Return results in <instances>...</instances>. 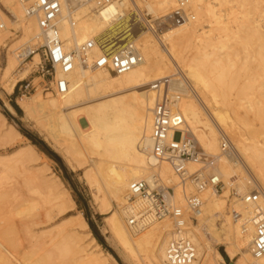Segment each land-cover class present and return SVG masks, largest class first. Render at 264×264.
<instances>
[{
	"label": "bare ground",
	"instance_id": "bare-ground-1",
	"mask_svg": "<svg viewBox=\"0 0 264 264\" xmlns=\"http://www.w3.org/2000/svg\"><path fill=\"white\" fill-rule=\"evenodd\" d=\"M263 2L264 0H188V11L193 15L194 21L168 28L163 39L156 38L157 35L152 36L153 32L144 23L140 25L131 43H134L142 61L131 71L116 75L111 69L93 71L77 65L68 76L70 88L66 95L44 98L39 93L32 97L23 96L19 100V106L25 115L35 120L50 137L64 146L78 166L87 165L85 176L90 183L96 184L99 192H105V196L109 198L108 210L113 209L112 214L106 218L109 231L130 260H136L143 252L148 264H166V248L174 237L170 220L139 218L144 205L138 199L133 202L130 200L131 183L143 180L152 185L153 176L159 172L167 183L176 186L174 200L185 207V198L177 188L179 180L172 168L166 163L154 166L150 157L149 139L151 110L154 105V93L150 89L152 83L180 76L183 72L179 88L184 98L179 110L188 131L194 135L201 148L206 154L217 158L216 172L224 182L223 193L216 194L210 190L203 193V214L196 225L189 223L186 228L187 236L197 248V260L194 264H224L225 258L217 249L219 245L225 248L226 255L231 260L234 259L235 264H264V258L258 259L252 253L255 228L251 220L254 208L246 205L242 199L254 190L264 194V136L262 133L259 136L250 134L253 120H261L260 124H264V84L255 89L254 84L258 79L253 81L249 76L251 63L254 61L257 65H253L258 66L264 74V8H260ZM0 4L12 16L9 18L0 7V23L6 25V30L0 37V45L10 40L3 79L8 83L9 92L13 93L17 83L29 77L30 70L34 68L32 66L39 64L40 57L34 51V46L36 42L42 45L44 41L36 18L27 15L23 0H0ZM142 5L151 14L163 13L168 16L178 7V0H141ZM132 7L138 8L136 0H122V5L112 6L102 16L94 13L93 1L79 7L73 15L68 8H64L59 29L65 48L72 50L79 44L104 35L113 27L112 17L130 11ZM224 8H228V15L221 14ZM235 9L239 11L233 12ZM255 15H259V18H255ZM72 20L76 22L74 27ZM12 30L21 35L15 37L16 33ZM162 43L167 44V51L162 48ZM112 47L111 45L109 48ZM98 54V50L93 52L95 56ZM32 55L31 62L25 64ZM20 64H25L23 71L17 70ZM252 96L256 99L251 98ZM80 113L84 114L87 129L79 121ZM0 133L8 139L25 138L2 113ZM224 133L231 135L236 142L237 147L232 143L238 152L236 159L222 152L226 136ZM17 154L19 157L23 156L26 162H33L38 152L34 145L29 144ZM25 161L23 159L20 163L27 164ZM10 164L7 165L8 168ZM15 164H19L18 161ZM8 168L6 171L10 172ZM189 168L192 171L197 169L195 165H190ZM49 179H44L42 188L51 209H47L46 214L44 211L37 212L39 215L42 212L41 215L45 214L41 217L44 224L50 223L54 210L65 214L76 205L60 180ZM233 188L241 198L231 204V212L228 214ZM4 193H0V199H3L0 203L6 202L5 198L10 192L6 196ZM26 200L19 201L22 205L18 209L16 207L19 205L15 206L19 215L27 207L23 204ZM5 209L2 210L5 212ZM7 212L1 213L4 214L2 216L5 217ZM134 217H137L138 223L131 225ZM1 220L0 264H28L24 259L22 261L19 254V250H23V244L18 250L14 240L20 234L15 232V228L13 231L17 234L13 237V231L6 228L14 223L11 221L13 218L9 222L5 221L6 226L3 222L5 219ZM71 221L70 230L63 228L61 231L59 228L61 232L58 229L59 234L56 235L55 232L52 237L55 242L51 238L59 253L57 255L56 252V255L63 259L72 255L74 257L77 253L79 258L76 259L75 256L74 264H108L105 256L94 249L99 247L96 239L91 237L94 247L86 241L91 233L83 215L79 212ZM33 223L35 225L37 222L32 221ZM27 224L24 223L23 229ZM26 255L27 253L25 258ZM42 262L30 261V264Z\"/></svg>",
	"mask_w": 264,
	"mask_h": 264
},
{
	"label": "built area",
	"instance_id": "built-area-1",
	"mask_svg": "<svg viewBox=\"0 0 264 264\" xmlns=\"http://www.w3.org/2000/svg\"><path fill=\"white\" fill-rule=\"evenodd\" d=\"M94 2V13L102 16L112 6L122 5V0H23L28 16L37 20L44 44L36 51L40 62L36 73L44 79L45 91L55 95H66L70 88L68 76L79 65L87 70L111 69L114 74L122 75L135 68L142 57L131 43L142 23L154 34L158 35L162 27L171 28L194 21L188 11V0H178L177 10L162 17L153 24L143 20L133 11H124L111 19L112 29L104 35L94 37L72 50H67L61 38L59 22L64 8L71 15L77 13L79 7ZM5 14H11L0 4ZM73 19V18H72ZM126 22V23H125ZM76 22L72 20L74 27ZM6 30L5 23H0V37ZM113 46L111 49L110 46ZM99 51L97 56L94 51ZM180 76L163 78L152 83L150 89L154 93V105L151 110L152 125L150 133V157L155 167L168 164L178 177L177 188L185 198V207L175 202L176 186H168L159 172L153 176L150 185L146 181H135L129 187L130 200L143 202L144 208L139 218L151 217L158 221L170 220L173 224L174 237L166 248V264H194L197 260V248L187 236L189 223L196 224L203 214L205 205L203 193L210 190L216 194L222 193L224 182L217 169V158L206 154L197 139L185 124L179 105L183 93L179 88ZM31 84L21 86L24 92L29 91ZM222 143L224 155L237 158L238 152L230 139L225 136ZM236 154V157L234 155ZM195 165L196 170L189 166ZM193 188L194 190H191ZM243 202L254 208L251 222L255 228L252 244L253 255L264 258V194L254 190L245 195ZM138 223L137 217L131 219V225Z\"/></svg>",
	"mask_w": 264,
	"mask_h": 264
},
{
	"label": "rangeland",
	"instance_id": "rangeland-1",
	"mask_svg": "<svg viewBox=\"0 0 264 264\" xmlns=\"http://www.w3.org/2000/svg\"><path fill=\"white\" fill-rule=\"evenodd\" d=\"M136 3L138 5V8L132 7L131 10L135 9L133 11H137V9H138L137 13L140 12L139 14L142 15L140 17L142 19L144 18L145 22H146V20L152 21L151 23L153 24V22L157 23L159 18L165 17V14H163V13H160L158 15L149 13L146 10V8H144L143 5L141 6V0H136ZM141 7H143V8H141ZM262 7L264 8V2L261 4L260 8H262ZM227 9L228 8H224L223 11L225 12V10H226V12L225 13L223 12L224 14L223 13H221V14L222 15H225V14L228 15L229 13H228ZM176 10H177V7L174 9L173 12H171V14H173ZM237 11H239V10H236V9L233 10V12H237ZM171 14H169V15H171ZM255 18H259V15H255ZM226 19H227V17H226ZM167 30H168L167 27H162L161 31L157 35L158 37H156V38L163 39ZM12 31L14 33H16L15 37H18L21 35L20 32H16L15 30H12ZM153 35L156 36V34H154V33L152 34V36ZM8 44H10V40H7L6 43L0 45V47L3 46L0 50V52H1V54H0V113H2L7 118L8 122L11 125H13L25 138L21 139L18 137H13V139L9 138L10 139L9 140L7 137H3V135H1L2 133H0V193L5 192L4 194L6 196L7 192H10L7 194V196L5 198L6 202L1 201V203H0V214L7 212V210H9L8 211L9 214L7 212V214H5V217L2 216L4 214H1L0 221H2L1 218L5 219V220H3V222H4V225L6 226L7 223H5V221L7 220V222H9L13 218V220H11V221H13L14 223L12 225L9 224L8 226H6V228H10L12 231L16 228L18 231L15 229V232H18V234H20V235L16 236L17 233H15L13 231V237L16 236L14 240L17 243L18 250L23 244V246H22L23 250L22 249L19 250L20 258L22 259L23 262L25 260L26 263H28V264H30V261L36 263L39 260L43 261L42 264L43 263L44 264H74L73 260L76 257H77L76 259L79 258V256H77V253H75L74 257H72L73 255L68 256L67 257L68 259L67 258H63V259L59 258V256H57L59 253L55 249L56 245L54 246L53 242H55V241H53L52 237H54L56 233H57L56 235H58L59 232H61L63 228L70 230L69 223H71L72 222L71 220H74L75 216H77L80 212L83 215V217L86 219L87 222L88 221L92 222L93 227H94V231H95V233H94V231L92 230V228L89 225V227H90L89 232L91 233V235L87 237L86 241H88V243H90L91 246L94 247L95 243H91V237H94L96 239V243L99 245V247H94V249L97 252H101L103 254V256H105L108 264H148V259L145 255V253H143V252L138 255L136 260H130L129 258H127L126 255L124 254L121 246L118 244V241L110 233L106 218L112 214L113 209L108 210L107 203H108L109 198L107 196H105V192H99L96 184L94 182L90 183L89 180L87 179V177L85 176L87 165L78 166L77 163L73 160V157L67 153L64 146H62L56 140H54L52 137H50L45 129H43L40 125H38L35 120H32L31 118L27 117L25 115L24 111L20 108L19 100L23 96L32 97L33 95L39 94V93L44 98H46L47 96L48 97L56 96L55 94H52L51 92L45 91V89H44L45 82H44V79L41 77V75L36 73L37 67L32 66L34 68H32L30 70L29 77H27L25 80L18 82L13 93L9 92L8 83L3 79V76H4L3 70L7 64V46H8ZM40 46H41V43L36 42V44L34 46V51H37L40 48ZM166 46H167L166 43H162V48L164 49V51L168 48V46L167 47ZM32 59H33V55L27 60V62L25 64L31 62ZM252 61H254V59ZM254 63L257 65L256 61L251 63L252 67H251V71L249 73L250 74L249 76L251 77L250 79L253 81H256L258 79L257 83L254 82V83H256V84H254V85H256L255 89H257V87L259 88L260 84H264V74L262 71H260L258 66L253 65ZM25 64H20L17 70L23 71ZM175 72H176V70H175ZM175 72L173 74H175ZM179 72L180 73L182 72L181 69H179ZM182 74H184V73L182 72L180 76H182ZM252 77H253V79H252ZM254 79H256V80H254ZM27 83L31 84V87H33V89L30 88L29 91L24 92L23 90H21V86H25ZM256 91L257 90H255V92ZM259 91H260V89H259ZM263 91H264V88H263ZM251 98L256 99L255 96H252ZM14 106H18L20 110L14 109ZM79 121L82 123V125L84 126L85 129L88 128V124L84 120V114L83 113H80ZM260 121L261 120H253L252 121V123H251L252 128L250 129V134H252V135L258 134V136H259V134L262 133L264 136V124H260L261 123ZM262 123H264V122H262ZM26 134L32 136L35 141L41 143V147L34 145L33 141L31 139H29L26 136ZM225 135L227 137H229L230 141H232V143H235L234 145L237 147L236 142H234L235 140L232 138V136L227 134V133L226 134L224 133V136ZM29 144L34 145L37 152H38V155L34 156V158L36 160H34L33 162L32 161L26 162L25 158L23 156L19 157V155L17 154V152L19 150H21V148H26V147H28ZM44 149L49 151L50 153H52L54 155V157L53 158L49 157L44 152ZM11 155H14V157H12ZM239 155L241 157L240 153H239ZM23 159H24L25 163H27V164H24V162H23L22 163L23 165H22L20 163L21 161H23ZM17 161L19 164H15ZM4 164H5V166H4ZM9 164H10V167L8 168ZM12 165H14V166H13V169L11 170L10 168L12 167ZM16 165H18V166H16ZM16 167H17V169H16ZM4 168H5V170H4ZM7 168L10 169V172H7L8 170L6 171ZM44 179H46V180L47 179H49V180H51V179L55 180L56 179V181L60 180L63 183V187L69 191L71 197L75 200V203H76L74 209L72 211H70L69 213L59 214L56 210H54L53 211V218H52L53 221L50 220V223H48L49 221H46V223H48V224H44V221L41 220V217L43 215H45L48 210L51 209L50 205L45 200L46 192L42 188V186H44L43 185ZM163 180L165 181V183L168 186H172V187L174 186L171 183L170 184L167 183V181L164 178H163ZM36 183L41 185L40 189L38 188L39 185H37ZM15 188H16V191H15ZM234 189L235 188H233V190H231L232 193H231V198L229 201V208L227 209L228 214H230V212H231V204L235 200H237L238 198H241L238 196L236 190H234ZM18 190H19V192H18ZM12 191H14L16 194L13 192L14 193V195H13ZM39 191H41V192H39ZM22 192H24V193H22ZM22 194H24V195H22ZM8 195H12L11 196L12 198ZM5 196H3V198ZM7 197H9V198H7ZM30 198H32V200ZM21 199H23V200L27 199L26 201H28V203L26 201H25V203L23 202V204L27 205V207L25 208L24 212L19 215L17 209L20 207V205H22L21 202H20L21 204L19 203V201H21ZM0 200H3V199H0ZM7 201L12 202V203L9 204ZM29 201H32V202L30 203ZM40 201H42L41 203L43 206H41ZM2 202H4V203H2ZM6 203H8L7 204L8 207H10V205H11L12 208L11 207L8 208ZM3 204H5L6 206L5 205L3 206ZM17 204L19 206H17L16 207L17 209H16L15 206ZM13 205H14V207H13ZM113 205L116 206L115 203H113ZM5 208H8V209H5ZM14 208L16 209V211H14L15 210ZM42 208H44V209L41 210ZM2 209L3 210L5 209V212ZM26 209H28V210H26ZM29 209L32 211H30ZM12 210H13V212H12ZM38 211H44L45 214L41 215L43 213L42 212L40 214L41 215L40 216L38 214L39 213ZM56 212L58 213V215ZM13 214H15V216ZM59 215H61V216H59ZM39 217H40V219H39ZM34 219H39V220L35 221ZM32 221L37 222L36 223L37 225L36 224L34 225V223L32 224ZM30 222H31V225H30ZM39 222H42V223H39ZM24 223H26V224L29 223V224L25 225L26 226L25 229H23ZM38 223H39V226H38ZM14 224H15V227H12V226H14ZM40 224H43V225H40ZM32 225H34V226H32ZM64 225L65 226L67 225V227H63ZM26 228H29V230ZM59 228L61 229V231ZM58 229H59V232H58ZM26 231H28V232L26 233ZM40 235H42V236H40ZM44 235H45V237H44ZM19 237H20V240H19ZM51 238H52L53 242L51 241ZM55 239H56V237H55ZM17 240H19V241H17ZM50 247H52V248H50ZM29 249H30V251H28ZM217 249L219 250L220 253H222V255L227 256L225 253V248L223 246L219 245V246H217ZM43 250H45V253L43 252ZM39 252H42V253H39ZM56 252H57V255H56ZM25 253H27L26 258H25ZM33 254H34V256H33ZM52 254H53V256H52ZM30 255H32V256H30ZM43 255H44V257H43ZM47 255L48 256L51 255L52 257L48 259ZM33 257H35V258L33 259ZM35 259H36V261H35ZM60 259L63 261L60 262L59 261ZM228 259H229L228 261L225 260L224 264H235L234 259L231 260L229 257H228Z\"/></svg>",
	"mask_w": 264,
	"mask_h": 264
},
{
	"label": "trees",
	"instance_id": "trees-1",
	"mask_svg": "<svg viewBox=\"0 0 264 264\" xmlns=\"http://www.w3.org/2000/svg\"><path fill=\"white\" fill-rule=\"evenodd\" d=\"M14 109H16V110H20L18 106H14ZM26 136H27L29 139H31V140L33 141L34 145H37V146H40V147H41V143L35 141V140L33 139L32 136H30V135H28V134H26ZM44 152H45L49 157H52V158L54 157V155H53L52 153H50L49 151H47V150H45V149H44ZM88 223H89L90 227L92 228V230L94 231V227H93L92 222L88 221ZM94 233H95V231H94ZM223 256H224V258H225L226 261L229 260L227 256H225V255H223Z\"/></svg>",
	"mask_w": 264,
	"mask_h": 264
},
{
	"label": "crops",
	"instance_id": "crops-1",
	"mask_svg": "<svg viewBox=\"0 0 264 264\" xmlns=\"http://www.w3.org/2000/svg\"><path fill=\"white\" fill-rule=\"evenodd\" d=\"M14 111V110H13Z\"/></svg>",
	"mask_w": 264,
	"mask_h": 264
}]
</instances>
